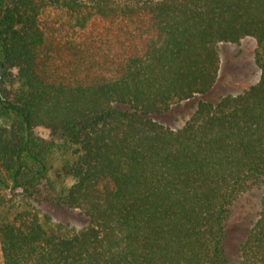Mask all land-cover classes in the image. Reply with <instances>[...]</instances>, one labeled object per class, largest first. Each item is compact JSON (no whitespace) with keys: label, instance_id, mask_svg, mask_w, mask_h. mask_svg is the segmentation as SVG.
I'll return each instance as SVG.
<instances>
[{"label":"trees","instance_id":"obj_1","mask_svg":"<svg viewBox=\"0 0 264 264\" xmlns=\"http://www.w3.org/2000/svg\"><path fill=\"white\" fill-rule=\"evenodd\" d=\"M246 37L258 81L209 100L221 45ZM195 98L181 126L156 120ZM57 142L72 182L44 190ZM1 187L21 195L0 193V264H228L232 209L257 190L238 252L264 264V0H0Z\"/></svg>","mask_w":264,"mask_h":264},{"label":"rangeland","instance_id":"obj_2","mask_svg":"<svg viewBox=\"0 0 264 264\" xmlns=\"http://www.w3.org/2000/svg\"><path fill=\"white\" fill-rule=\"evenodd\" d=\"M256 41L246 37L239 43H223L220 47V71L217 82L207 98L216 101L226 94H237L256 83L260 77V69L255 63ZM197 98L183 101L166 114L156 116V120L172 128L181 126L194 111ZM44 140H48L46 133H41ZM73 158L72 148L62 146L60 142L50 150L46 162L51 165L47 174L36 180L46 189L49 183H54V188L68 187L72 181L59 174L60 168ZM8 181V180H7ZM0 193L5 197H12L18 202L21 191H12L10 188L1 187ZM261 190L252 191L241 198L232 209V214L226 228L224 247L226 249L228 264H240L238 248L243 241L247 230L257 218L259 196ZM27 201H32L28 199ZM39 208L42 218L48 223H62L70 227L81 228L86 224V218L78 210H69L65 207L49 203H40ZM49 216V217H48Z\"/></svg>","mask_w":264,"mask_h":264},{"label":"water","instance_id":"obj_3","mask_svg":"<svg viewBox=\"0 0 264 264\" xmlns=\"http://www.w3.org/2000/svg\"><path fill=\"white\" fill-rule=\"evenodd\" d=\"M2 72V71H1ZM1 75H2V73H1Z\"/></svg>","mask_w":264,"mask_h":264}]
</instances>
